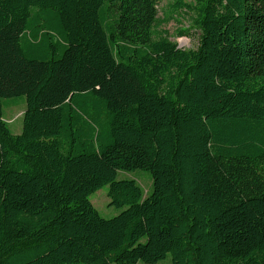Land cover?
Listing matches in <instances>:
<instances>
[{"label":"trees","instance_id":"1","mask_svg":"<svg viewBox=\"0 0 264 264\" xmlns=\"http://www.w3.org/2000/svg\"><path fill=\"white\" fill-rule=\"evenodd\" d=\"M170 8L0 0V264H264V0Z\"/></svg>","mask_w":264,"mask_h":264},{"label":"rangeland","instance_id":"2","mask_svg":"<svg viewBox=\"0 0 264 264\" xmlns=\"http://www.w3.org/2000/svg\"><path fill=\"white\" fill-rule=\"evenodd\" d=\"M174 1L176 0H158L159 18H166L165 23L159 28V30L168 32L171 40L176 42L179 47L185 49L195 48L198 44L199 31L191 25L192 14L183 13L170 17V5H173ZM190 1L191 0H188V2ZM180 30H187L188 35L180 36ZM5 105L4 118L11 131L14 134H18L22 129L23 114L26 108L24 98H16L14 100V104L10 105V107H8L9 105H7V103H5ZM120 176L136 179L142 187L145 195L148 191L152 190V177L147 171L137 170L131 174L120 173ZM107 192V187L96 192L92 195L91 202L103 217L110 218L117 215L121 210H117L115 207L109 205L110 201ZM158 264H170V258L168 260L161 261Z\"/></svg>","mask_w":264,"mask_h":264}]
</instances>
